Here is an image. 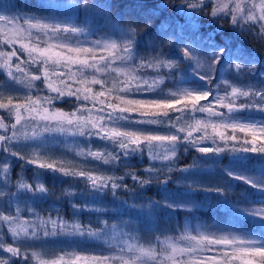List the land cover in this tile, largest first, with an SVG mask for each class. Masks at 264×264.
Segmentation results:
<instances>
[{
  "label": "snow or ice",
  "instance_id": "1",
  "mask_svg": "<svg viewBox=\"0 0 264 264\" xmlns=\"http://www.w3.org/2000/svg\"><path fill=\"white\" fill-rule=\"evenodd\" d=\"M18 7L0 0V264H264V60L225 35L264 47V0ZM197 194L227 218L171 226Z\"/></svg>",
  "mask_w": 264,
  "mask_h": 264
},
{
  "label": "trees",
  "instance_id": "2",
  "mask_svg": "<svg viewBox=\"0 0 264 264\" xmlns=\"http://www.w3.org/2000/svg\"><path fill=\"white\" fill-rule=\"evenodd\" d=\"M49 1L51 0H4L5 3L19 5V7L14 10V13H8V14L18 13L21 15L25 13L35 14V15H47L48 12L44 11L43 8L40 7V5L43 4L46 7L49 4ZM54 1L56 2L57 5H59V7L53 9L52 11L55 14H58L61 18H71L74 21H78L79 19H84L82 16L79 15L78 10L74 7V3L76 2V0H54ZM61 2H70V4L67 6H62V4H60ZM112 2L116 6H120L121 4H123L124 0H112ZM114 10L123 11V9L119 7H117ZM209 27L210 26L207 23L203 24L204 29H208ZM225 35L229 39H231L234 44L241 46L247 51L252 52L253 55L258 56L261 60H264V47H261L259 44L255 43V41H253L251 37L236 36L234 33L231 32V30L227 28H225ZM0 79H3V77H0ZM189 160L190 157H185V162ZM16 166L18 169L19 167L18 161L16 162ZM215 171H216V166L209 163V165L206 168V173H205L206 177L208 179H214L213 174L215 173ZM28 174L30 175V173ZM242 187L243 186L241 185V187L233 188L232 190L233 199H235L240 195ZM58 194H59V190H58ZM149 198H159L155 187L144 193L142 202L147 203ZM196 199L201 204L200 211L197 213L196 217L192 218L183 212L177 213V215L173 217L171 221V226H174L178 229H182L184 224H189L192 227H195L196 224L216 223L221 219L227 218L226 211H228V206L223 204L222 201H213L211 198L204 199L203 194H197ZM42 206L45 208H53L56 206H60L62 214H64L66 217L71 216V210L68 208L67 205L57 204L55 201H52L47 204H43ZM126 218L127 217H125V219ZM82 219L84 222H88L89 219H94V217L85 216ZM153 221L161 224L163 227H169V221L167 217L161 218L159 216L154 215L153 217L144 218V222L148 224H151ZM55 246L62 247L66 245L57 242Z\"/></svg>",
  "mask_w": 264,
  "mask_h": 264
},
{
  "label": "rangeland",
  "instance_id": "3",
  "mask_svg": "<svg viewBox=\"0 0 264 264\" xmlns=\"http://www.w3.org/2000/svg\"><path fill=\"white\" fill-rule=\"evenodd\" d=\"M51 3L56 4V2H55L54 0L49 1V4H51ZM60 4H62V6H67V5L70 4V2H61ZM60 6H61V5H60Z\"/></svg>",
  "mask_w": 264,
  "mask_h": 264
}]
</instances>
